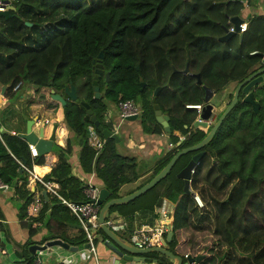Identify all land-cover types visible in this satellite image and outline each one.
I'll return each mask as SVG.
<instances>
[{"label":"trees","instance_id":"1","mask_svg":"<svg viewBox=\"0 0 264 264\" xmlns=\"http://www.w3.org/2000/svg\"><path fill=\"white\" fill-rule=\"evenodd\" d=\"M246 1L251 4L252 0L14 2L16 11H12V17L0 19V91L3 85L10 84L5 94L17 99L28 84H34L45 89L50 97L51 88L63 92L67 85L74 84L81 101L68 100L64 107L65 123L71 136L67 148L55 147L58 162L46 175V180L58 183L61 195L69 200H88L86 187L73 174L69 162L73 142L82 147V166L87 172H96L100 186L106 187L113 198L119 197L118 192L124 184L134 182L140 176L135 157L122 155L115 139H107L100 151L90 146L89 122H83L88 110L82 102L89 103L101 124L108 128L103 122H106L109 108L102 100L115 104L126 99L138 102L142 96L144 127L151 126L155 132L162 133L164 128L157 122L153 106L154 93L149 98L146 92L149 88L155 92L157 87H163L157 97L158 103L170 116V134L177 139H170L174 146L159 161L153 176L182 148L203 140L210 129H191L198 118V110L187 105L205 103L204 86L222 91L229 84L244 81L262 61V14L250 15L249 28L243 39L236 35L228 42L219 41L228 32L230 20L243 14ZM101 51L104 52V73L99 77V86L104 95L95 99L93 80ZM254 51L257 52L252 54ZM187 67L189 72L185 73ZM107 72L110 73L109 82ZM196 74L201 75L202 85ZM20 81L21 88L14 90ZM143 82L145 86H142ZM51 100L59 104L53 98ZM181 136L187 138L178 145ZM202 149L206 153L195 168L191 186L197 182L218 194L229 189L226 198L212 196V204L208 202L215 211L213 219H208V211L197 213L201 207L194 198L193 187L191 197L184 190L185 180L178 177L192 155L182 162L180 158L163 180L128 204H135L149 195L154 198L153 203L143 208L154 215L144 223L148 225L162 223L155 208L161 206L164 199L175 204L169 250L183 260L185 254H190L195 258L194 264H264V106L260 114H256L246 104H238ZM23 159L29 168L46 162L45 156L32 158L29 144L21 136L3 133L0 138V179L9 185L17 181L16 195L24 202L23 209L28 217V206L35 193L28 187L29 174L19 163ZM39 186L43 187L42 184ZM42 196L43 207L28 222L34 225L35 221H44L48 233L42 243L51 239L86 243L83 230L76 241L67 236L69 216H74L70 209L56 196ZM124 205H114L109 212L121 210ZM208 220H212L209 229L197 225ZM36 230L31 226V238ZM99 233L104 234L103 230ZM203 233L207 234L205 240ZM196 235L198 240L194 239ZM32 243L35 241L26 246L23 264H34L36 257L30 250ZM189 245L193 251L187 249ZM157 255L153 259L146 254L145 257L156 264H175L169 256Z\"/></svg>","mask_w":264,"mask_h":264},{"label":"crops","instance_id":"2","mask_svg":"<svg viewBox=\"0 0 264 264\" xmlns=\"http://www.w3.org/2000/svg\"><path fill=\"white\" fill-rule=\"evenodd\" d=\"M260 1L262 3H259L258 0H252L251 4H249V7L245 8L243 11L241 17L248 19L250 15L255 13L264 15V0ZM43 95H45V98L42 97ZM51 99V96L48 97L45 89L39 88L34 84H28L19 98L12 99V96L5 94L3 96V101L0 103V138H2L3 133L21 136L22 134L26 133L28 121L33 119L35 120V123L32 125V132L39 134L40 131L43 130L44 138L53 141L51 152L43 155L45 156L46 162L42 165L35 164L32 168H29L33 170L35 174L42 176L44 180H46V175L51 172L52 168L58 162L59 154L55 152V147L59 145L63 148H67L71 136L70 130L65 123L64 107H62L60 103L58 105L54 104ZM202 106V111L198 113V116L200 117L207 116L210 112V104H206L205 102L202 104ZM110 108L111 114L113 111L116 112V114L118 113V107L115 103L111 102ZM145 119L146 118L143 115V119H139L138 122L133 123L131 121L125 120L122 123L121 128L123 131V139L120 142H117L118 151L120 152L121 150V152H124V156L135 157L139 161L138 170L140 176L136 181L124 184L118 192L119 197L129 195L149 182L154 177L153 173L159 166V161L166 154L165 149L167 148L168 150H171L169 148L170 133L165 132V130H162V133H159L158 131L155 132L152 130L151 126L147 125H145V127H141L145 124ZM81 150V145L73 142V153L69 158V162L73 168V174L83 182L84 187H87L91 182L92 184L98 186L100 190L102 188H106L104 186H100L101 182L97 178L96 172L94 170L92 172H87L82 166L80 161ZM19 161L25 164L24 161ZM1 165L2 162L0 161V166ZM37 166L45 168L44 173L37 172ZM25 172L28 173L27 170ZM16 183L17 181L10 184V188L8 189L0 188V264H23L26 246L32 240H34L35 243H32L31 246L45 245L48 241H50L48 240L45 243H42L48 233V228L44 224V221H35L34 225H32V223L28 224L30 220L25 215L26 211L23 209L25 204L22 200L17 198L16 195ZM39 184H41L39 181L29 182L28 187L31 192L35 193V195L40 192L43 194L45 191V189L40 187ZM191 192L193 193V191ZM196 193L199 194L198 192ZM47 195L49 194L47 193ZM112 199L114 198L110 193L105 202H108ZM153 201L154 198L149 195L136 201L135 204H128V202L125 203L121 210L113 212H109L110 210L108 211L109 213L106 215L107 218H116L119 223H123L116 225L118 230L115 229L114 226L112 227V229L122 240L131 242L129 238L130 232L140 225L148 223V218L151 219L154 216L150 215L145 211V209H143L147 205L153 203ZM167 205L175 206L173 202L169 201L168 199H164L162 205L155 208V213H159V211ZM133 212L135 213L133 214ZM48 214L50 215V211ZM158 215L159 219L161 220L160 213ZM69 217L70 219L67 224V236L71 240L76 241L81 235L82 229L78 227L81 225L76 217H72L71 214ZM31 226L37 229V232L34 236H32V238L30 233ZM101 237H104V240L109 239L105 233H99L96 242L98 261L93 258V256L89 253L88 248L85 247V244L87 243H73L62 239L71 246L78 247V251L73 252L71 250L65 249L62 246H53L51 247L50 251L46 253L45 256H43L42 264H56L60 257L71 256L73 254H75L76 264L155 263V261L148 263L145 254L139 255L140 257L144 258L143 261L125 263L120 261L119 263L118 255L111 248L104 244V242L100 239ZM122 251L126 253V251ZM32 254H34L36 257L35 253ZM36 260L37 259L35 258L34 264H36Z\"/></svg>","mask_w":264,"mask_h":264},{"label":"water","instance_id":"3","mask_svg":"<svg viewBox=\"0 0 264 264\" xmlns=\"http://www.w3.org/2000/svg\"><path fill=\"white\" fill-rule=\"evenodd\" d=\"M10 10L15 11L16 7L12 6ZM10 10H7L5 12H0V18L9 19L10 17H12V13ZM243 20H244V18L241 16L233 17L231 19V21L235 25L236 31L226 32V34L224 36L219 38V41L225 43V42L230 41L233 37H235L237 35V32L239 31V24ZM26 24L30 27L33 25L31 22H26ZM239 36L241 39H243L244 33H240ZM260 55L262 57L261 64L259 65L260 68L257 69L255 72H253L248 78H246L244 81H242L238 85L232 102L225 109V111L221 114V116L219 117L217 122L214 124V126L211 128V130L208 132L207 136L203 140H201L200 142H198L195 145L182 148L180 151H178L172 157V159L168 162V164L156 176H154L149 182H147L142 187H140L138 190L134 191L133 193H131L129 195L114 198L108 202H105L106 199L110 195V191L107 188H102L100 190L99 199L97 201V203L101 206V210L99 213V222L101 224V230H103V232L106 234V236L109 237V239H106V240H104V237H101L100 239L104 242V244L106 246L111 248L118 255V257H119L118 262L119 263H120V261L123 263L133 262V261L140 262V261H143L144 258L140 257L139 255L147 254L150 252H158V253L165 254V255L169 256L172 260H174L176 262V264H183L182 257L178 254L173 253L168 248V242H170L173 238V232L172 231L168 233L166 240H163V245H164L163 247L155 246V247L141 249V248H138L132 242L122 240L119 237V235L111 227H109L105 223L106 215L112 206L117 205V204H123V203L130 202V201L136 199L137 197L145 194L150 189H152L155 185H157L161 180H163L171 172V170L173 169L175 164L178 162V160L182 156L189 154L191 152H197L200 149L204 148L213 139V137L217 133L218 129L222 125V123L225 120V118L227 117V115L232 111V109L237 104L239 94H240L242 87H243L242 92L246 95L244 98V102L252 103L254 105V110L256 112L259 111V109H258L259 104L256 103L254 100V91L252 90V88L255 89V87L256 88L257 87H264V54H260ZM103 57H104V52L101 51L99 54V62L97 64V67H96V70L94 73V80H93V85H94L96 97L100 96L99 77L101 74L104 73V65L102 63ZM137 69L140 70V64L137 65ZM184 72L188 73L189 68L187 67ZM106 76H107V81L109 82L110 81V73L107 72ZM196 77H197L198 83L200 85H202L201 75L196 74ZM50 84H52V81H50ZM142 86H145L144 82L142 83ZM9 87H10V84H5L2 86V89L0 91V103L3 101V96L5 95V93ZM204 89L206 92L205 93V102H209L211 100V97L213 96V90L207 86H204ZM162 90H163L162 86H159L156 88V90L154 92V97H153V106H154L157 122L163 126L165 132L170 133L171 132L170 116L167 113H164L162 111V109L158 103V98H157ZM50 91H51V97L54 100L58 101L62 107H65L67 105L68 100L77 101L79 103L81 102L79 100L78 87L74 84L67 85L64 88L63 92H57L54 88H51ZM82 104L88 110V112L85 115L84 120H83L84 123H87V122L93 123L97 127L98 131H100L102 133V135L104 136V138H106V139L112 138V139H115L117 142H120L122 140V138L119 136V133H113L112 129L105 128L101 124V121L97 118V115L94 113V110L91 108L89 103L82 102ZM211 108L212 107L210 106V110H211ZM206 117L207 116H204L203 118H206ZM126 120L135 123V122H138L139 116H136V115L129 116ZM106 121L111 123V119L107 118ZM34 123H35V120H33V119L28 121L26 133L22 134L21 137L23 139H25L29 144L35 145L39 156H43V155H46V154L51 152L52 147H53V141L44 138L43 130H41L39 134L32 132L31 128H32V125ZM118 124H119L118 121H116L115 127L118 126L119 130H120V127L122 126V124H120V125H118ZM195 125L196 126L201 125V126L207 127L208 122H203V121L197 120ZM141 127H144V125ZM186 127L188 128V126H186ZM182 143H183V140H180L178 145H181ZM204 155H205V151H199L198 153L194 154L191 157L188 164L185 166V168H183L178 173V177L185 180V187L184 188H185L186 192H189V184H190V180L192 178V173H191L192 169L201 161V158ZM23 161L25 162L26 160L23 159ZM43 195L45 197L48 196L46 191L43 192ZM78 227L83 230V226H78ZM53 246H62L65 249L71 250L73 252L78 251V247L71 246L70 244L63 241L62 239L50 240L47 242V244H45L43 246L32 245L30 247V250L32 253H35L36 250H38V249H46L47 247H53ZM85 247L89 248L90 244L89 243L85 244ZM122 250L126 251V253H124ZM196 259L198 260L199 256ZM189 260L194 261L195 258L191 257V258H189Z\"/></svg>","mask_w":264,"mask_h":264},{"label":"built area","instance_id":"4","mask_svg":"<svg viewBox=\"0 0 264 264\" xmlns=\"http://www.w3.org/2000/svg\"><path fill=\"white\" fill-rule=\"evenodd\" d=\"M17 0H0V12H5L7 10H10L12 6L14 5V2ZM246 7H249V2L246 1ZM12 13V10H10ZM16 11V10H15ZM231 26L229 27V32L236 31V27L233 24V22L230 20ZM249 28V22L247 18H244V20L239 24V31L237 32V35L240 33H245ZM257 51L252 52V54H255ZM22 86V81H20L14 88V90L20 89ZM116 106L118 107V125L122 124L129 116H141L143 114L142 106L139 102H137L135 99H126L119 101ZM189 108H196L197 110L202 109L201 104H195V105H187ZM116 129L113 130V133H119V127L116 126ZM88 142L90 146L95 148L97 151H100L103 146L105 145L107 139L104 138L103 135L100 134V131H98L97 127L93 123H89L88 125ZM185 136H181L180 140H184ZM31 150V155L33 158H36L39 156L38 151L35 147V145L30 144L29 145ZM173 147L172 141L169 142V148ZM23 169L27 170L30 174L29 182L31 181H39L45 191L49 195L56 196L60 202L64 205H66L71 213L79 220V223L81 226H83V231L85 232L87 243L90 244V247L88 248L89 253L93 256L94 259L98 261V250L96 246V241L99 236V231L101 230V224L99 222V213L101 210V206L97 203L100 195V188L90 182V184L85 188V193L87 195L88 200L87 201H73L69 200L65 197H63L60 193V187L58 183L50 180H44L42 176H39L38 174H35L33 170L29 169L24 163L19 161ZM199 164V163H198ZM197 164V165H198ZM196 165V166H197ZM192 169V177L195 173V168ZM192 181V179H191ZM0 188L2 189H8L10 188V185L7 183H4L2 180H0ZM191 189V187H190ZM193 191V189H191ZM43 194L37 193L33 199V201L28 206V218L36 217L41 208L43 207ZM194 198L198 204L199 207H204L205 204L199 194L196 192L194 193ZM174 206L167 205L163 207L159 213L161 216L162 223L155 224V225H148V224H142L141 226L137 227L133 231L130 232V241L135 244L138 248L145 249L155 246L163 247V240H166L168 233L171 232L173 221H172V213H173ZM105 223L109 227H113L117 224H123L119 223L117 219L115 218H107ZM169 243V242H168ZM43 246V245H40ZM51 247H47L46 249H38L36 250V264H42L43 263V256L46 255L50 251ZM1 251V247H0ZM192 256L190 254H185V259L187 260L186 264H194V261H190L189 258ZM194 258V257H193ZM56 264H76V258L75 254L71 256H63L60 257ZM153 264H156L153 263ZM184 264V260H183Z\"/></svg>","mask_w":264,"mask_h":264},{"label":"rangeland","instance_id":"5","mask_svg":"<svg viewBox=\"0 0 264 264\" xmlns=\"http://www.w3.org/2000/svg\"><path fill=\"white\" fill-rule=\"evenodd\" d=\"M258 2L259 3H262L260 0H258ZM1 19V18H0ZM154 93V91L152 92V89L151 88H149V90L146 92V95L150 98L151 96H152V94ZM104 95V90H102V89H100V96L99 97H96V94L94 95V97H95V99H98V98H101L102 96ZM102 102L104 103V104H106V105H108V108H109V112H108V115L106 116V118H108V119H111V123H109V122H103L108 128H110V129H112V130H115L116 128H115V124H116V121H117V118H118V113L116 114V112H112V114H111V108H110V101L109 100H107V99H105V100H102ZM138 102H140V104H143L144 105V102H143V100H142V96H140L139 98H138ZM142 105V106H143ZM220 109H221V107H220ZM117 112H118V110H117ZM104 118V117H103ZM139 119H143V115H141L140 117H139ZM104 121H105V119H104ZM119 136L120 137H122V139H123V131H122V128L120 127V130H119ZM169 139H174V141H176V139H177V137H175V136H171V134H169ZM164 148H166V147H164ZM120 150V149H119ZM175 150V149H174ZM122 151H124V150H122ZM170 150H168L167 148L165 149V153L166 154H168V152H169ZM120 153L121 154H123V155H125L124 154V152H121V150H120ZM193 154V152H191V153H189V154H186V155H184V156H182L181 157V160H180V162H182V161H185V160H187V159H189V157L191 156ZM136 161H137V164L139 165V161L136 159V158H134ZM178 167H176L175 168V170L177 169ZM178 185V184H177ZM185 187V186H184ZM193 189H194V191L195 192H198L199 194H201V196L203 197V202H204V204H205V208L204 209H198V211H197V213L198 214H200V212L201 211H203V212H209V215H208V219H213V217H214V209H212L209 205H208V202H210V200H212V196H216V198H220V199H224V198H226V196H227V194H228V192H229V189H227V190H224L223 192H221V193H214V191L213 190H211L209 187H208V189L206 190L205 189V186H201L200 184H198L197 182L195 183V184H193ZM184 190H185V188H184ZM206 191V192H205ZM186 192V191H185ZM186 194L187 195H190L191 197H192V192L190 191V189H189V192H186ZM174 200H175V198H174ZM207 203V204H206ZM210 204H212V201L210 202ZM211 209V211H209L208 209ZM195 216H197L196 214H195ZM116 219V218H115ZM194 221V220H193ZM212 222V220H208V221H206V222H203V224L202 225H200V224H197V225H199L201 228H205V229H209L210 228V223ZM114 228L115 229H117L118 230V227L116 226V225H114ZM203 235H204V237L202 238V239H204L205 240V236L207 235L206 233H203ZM209 235V234H208ZM195 240H198L199 238H198V236L196 235V237L194 238ZM206 239H209V238H207L206 237ZM97 242V241H96ZM87 243V242H86ZM168 248H169V243H168ZM187 249H190V250H192L193 251V249H192V246L191 245H189V246H187ZM188 251V250H187ZM158 252H150V253H147L146 255H148L149 257L148 258H150V259H153V258H155V257H158ZM147 262L148 263H150L151 261L150 260H147ZM186 262H187V260L185 259L184 260V264H186ZM176 263V262H175Z\"/></svg>","mask_w":264,"mask_h":264},{"label":"flooded vegetation","instance_id":"6","mask_svg":"<svg viewBox=\"0 0 264 264\" xmlns=\"http://www.w3.org/2000/svg\"><path fill=\"white\" fill-rule=\"evenodd\" d=\"M259 68L260 67L258 66L257 69H259ZM240 83H238L236 85L234 83L233 84H229L228 86L224 87L222 89V91H215V90H213V96L211 97V100L209 102H206V104H210V106L212 107L211 110H210V112H209V114L207 115L206 118H203V117H200V116H198V118H197V120H200V121H203V122H208V126L207 127L201 126V125L196 126L195 125L196 122H195L193 124V126L191 127V129H195L197 127H204V128H208V129L211 130V128L217 122V120L219 119V117L221 116V114L225 111V109L232 102V100H233V98L235 96L236 89H237V87H238V85ZM242 89H243V87H242ZM242 89L240 91L239 98H238V101H237V104L235 105V107L238 104H246L247 106L250 107V109L253 112H255L256 114H260V112H261V110L263 109V106H264V87H257V88L255 87V89L252 88V90L254 91V100H255L256 103L259 104V108H258L259 111L258 112H256L254 110V105L252 103H246V102H244V98H245L246 95L242 92ZM220 107H221V109H220ZM201 111H202V109L200 111L198 110V113L201 112ZM224 121H223V123H224ZM186 138H187V136H185V139L183 140V142L186 140ZM173 146H174V144H173ZM199 151H205V150L200 149ZM199 151L193 152L192 156L194 154L198 153ZM205 153H206V151H205ZM190 187L192 189L191 180H190V184H189V189H190Z\"/></svg>","mask_w":264,"mask_h":264},{"label":"bare ground","instance_id":"7","mask_svg":"<svg viewBox=\"0 0 264 264\" xmlns=\"http://www.w3.org/2000/svg\"><path fill=\"white\" fill-rule=\"evenodd\" d=\"M44 170H45V168H43V167H39V166L36 167V171L39 173H44Z\"/></svg>","mask_w":264,"mask_h":264}]
</instances>
